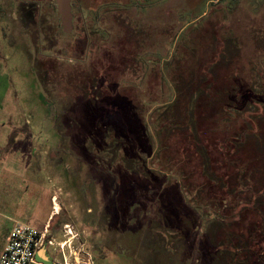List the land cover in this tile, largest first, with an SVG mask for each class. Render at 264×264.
Returning a JSON list of instances; mask_svg holds the SVG:
<instances>
[{"label": "rangeland", "instance_id": "374dc122", "mask_svg": "<svg viewBox=\"0 0 264 264\" xmlns=\"http://www.w3.org/2000/svg\"><path fill=\"white\" fill-rule=\"evenodd\" d=\"M22 3L41 5L44 20L50 7L56 8L54 0H9L4 2V8L0 5V234L16 223L42 229L49 219V235L54 240L49 250L71 256V262L76 248L83 244L92 264H236L233 250L223 247L228 237L225 230L232 231L230 227L222 229L217 221H234L235 212L243 210L244 220L261 217L264 227V111L255 120L257 135L241 136L244 126H249L246 119L239 116L234 120L217 106L205 112L207 101L199 94L202 83L211 77L226 84L225 90L234 101L241 91L254 95L259 78L256 71L250 68L244 77L235 79L223 69L240 56L244 61L261 63L264 73V39L251 40L249 29H231V36L237 39L233 43L221 39L218 34L225 30L217 29L213 43L196 61L200 70L195 71L191 64L177 87L165 70L169 64L157 56L136 62L129 57L123 60L115 52L105 55L102 68L98 48H90L93 76H69V69L81 72L85 67L84 39L79 36L67 47L69 36L62 33L58 16L50 21L56 28L51 40L38 37L37 19L26 14ZM17 5H21V13L13 17ZM120 8L99 13L97 27L110 31L112 20L118 44L129 48L134 34L130 17L124 7ZM200 30L186 29L177 38V57L194 63L193 48ZM51 57L57 62L48 63ZM142 75V85L155 95L159 105L148 117L140 114L138 121H148L145 126L151 129L154 139H149V146L157 149H146L151 156L142 153L135 160L118 139L114 145L108 137L98 141L91 134L93 119L99 114L103 123L116 118L118 107L112 93L116 94L118 85L134 84ZM92 89L103 102L101 111L94 109L92 102L83 103ZM124 98L129 109L127 93ZM222 115L229 119L228 126L218 119ZM170 127L179 131L176 148L187 143L186 131L192 138L195 136L188 160L193 161V167L180 170L188 177L186 185L192 192L206 179L212 182L211 193L219 203L217 218L209 206L183 194L178 179L161 167ZM239 135L245 138V144H239ZM201 141L214 159L211 167ZM231 144L240 147L236 150L241 159L238 162L244 165L250 160L252 166H242L238 172L227 169L225 158L232 151L224 148L232 149ZM173 152L171 157L182 160L178 151ZM223 190L229 199L221 194ZM131 204L133 208H127ZM53 205H58V213L49 217ZM129 216L130 223L126 221ZM246 224L248 227L250 223ZM228 225L232 227L231 222ZM68 228L77 235L72 241ZM123 229L133 236L121 239L118 234ZM252 251L257 256L248 255L251 261L245 264H264V237Z\"/></svg>", "mask_w": 264, "mask_h": 264}, {"label": "trees", "instance_id": "16d2710c", "mask_svg": "<svg viewBox=\"0 0 264 264\" xmlns=\"http://www.w3.org/2000/svg\"><path fill=\"white\" fill-rule=\"evenodd\" d=\"M150 2H153V5L145 6ZM140 4L143 6H140ZM197 4V0H141L138 2L134 0H71V6L73 5L74 8L77 7L78 10L81 9L83 12L92 13L100 9L107 10L110 6L125 7L128 5V9L125 11L130 17V29L133 30L134 34L133 39H130L129 42L130 47L128 48L124 44L122 46H120V43L118 44L116 38V25H114L111 20L109 22L110 31L105 32L104 37L106 41L105 49L103 51L108 56L118 52L120 55H122L123 60L132 58L133 61L136 62H142V59L147 56H157L163 63L166 65L169 64L168 67L165 66V70L171 79L174 80V85L176 84V87L178 86V81L184 78L183 74H185L187 71H190L192 66L195 71L200 70L201 67L199 68V66H196V61L199 60L202 52L211 46L218 32V30L210 27L200 28L201 30L198 33L196 43H194L195 47L193 48L196 54V57L194 58V60H196H193L194 63H191L188 59L186 60L182 57H177L175 54V42L177 41V38H179L186 29L198 28L195 26L196 24L191 23L197 19V16L202 10V8L200 9ZM218 35L221 37V35L226 36L229 34L225 30L224 34ZM117 45L119 46L118 50ZM107 59L111 60L112 57H108ZM260 64L261 63L244 61V59L239 56L233 60L232 64H229L225 67V69H223L225 74L233 75L235 79L237 77H244L249 73L248 71L250 68H252L250 70L256 71L255 74H257L259 78L257 80L258 87L254 90L256 92L254 95H252L253 98L251 93L245 94L244 91H241L236 93V95H238L236 97L238 98L234 101L231 99L232 96H230V94L225 90L226 84L217 82L211 77H209L210 79L208 81L205 80V82L202 83L204 85L201 87L203 90L201 89L199 94V97L202 96L205 102L207 101L206 103L202 101L207 108L205 112L212 111L213 109H216L217 106V108H222L223 112H225L226 115L230 116L234 120L239 116L246 119V121L249 123V126H244V132L241 136L250 135L255 137L257 135L258 130L255 120L257 121L260 119L264 111V73H261L263 70H261ZM186 69L187 71L184 72ZM142 77L143 75L139 77L138 81L136 83L134 82V84L130 83L128 85H118V89H115L116 94L112 93V95H114L113 97L116 99V105L118 107L116 118H112L108 122L104 123L99 122L98 120L95 121V123H93L94 129L91 134V136L93 135V137H95L98 141L108 137L112 143L114 142V145L115 143L117 145L118 139L120 144H122L124 147L123 150H125L126 153L132 155L134 159L136 158L135 160L141 158L140 154L146 153V149H148V152L155 151L157 149L154 146L153 148L149 146V139L153 138L151 135V129L146 127L148 126V121H144V123L138 121V119L141 120V118H138L140 114H144L146 117H148L151 111L155 107L157 108L159 105L155 95L151 94L150 91L142 85ZM205 83L208 84L205 85ZM126 93L127 98H129L128 103L129 101H135V105L133 104L129 109L125 104L126 99L124 98V95ZM209 105L210 109H208ZM246 107H249L248 112L244 113ZM135 108L136 110L134 111ZM131 111L132 113H130ZM230 111L233 112L232 115L229 114ZM133 112L137 117L135 114H133ZM100 116L101 114L96 117ZM218 119L226 122L224 123L226 126L230 124L229 119L224 117V115L220 116ZM169 131L171 132V136L168 141V147L165 150L166 155L161 167H164L166 174H171L178 179L182 188V193L185 195L188 194L190 200L193 198L198 200L202 203V205H204V207L209 206L215 213L216 210L218 211L217 208L219 203L215 202V199L212 196V182L206 179L205 183L198 186L199 191L196 192L198 187L194 186V192H192L189 190V186L186 185L188 177L183 171L180 170L181 167L183 168L184 166H187L190 169L193 167V161L188 160H191L189 155L193 153L192 148L195 143V136L193 135L192 138V134L189 131H186L185 139L186 141L188 140L187 143L184 145L183 142L179 145V148H176L174 147V144H176L175 141L179 139V131H174V129L171 127ZM241 136H238V138L240 137L239 141L242 140L239 143L240 145L246 143V141H244L245 138H242ZM153 137H155V135H153ZM233 140L235 142V139ZM202 144L201 145L205 150L204 152L207 153L209 157V160H207L208 165L211 167L214 165V159L208 153L209 150L207 149L206 145L203 142ZM230 147H232V149L229 147L224 148L227 152L232 151L231 154L225 158V160H227V163L225 164L227 169H235V171L238 172L239 168L242 166L245 168L252 166L251 161L248 159H246L248 162H246L244 165L238 162V160L241 159L238 157V155H236V150H238L240 147L237 148L235 144H231ZM174 149L175 151H178L177 155L179 154V156L182 157V160L171 157V155H174ZM148 152L146 154L148 157H150L151 154ZM207 169L210 174L212 173L214 175L208 166ZM177 170H180L181 172L178 174V172H176ZM231 175L234 176L235 174ZM199 193L200 196H198ZM221 194L227 196L228 199L230 198L229 194L226 193L225 190H223ZM224 203L229 204V201L224 200ZM244 210L251 211L248 208H245ZM217 211L216 213H218ZM242 211L243 210L235 212L237 214H235L236 216L234 221H217V223L221 225L222 229H228L230 227L229 230L232 231L230 232L225 230L228 237L226 236L227 238L224 239L225 243L223 244V247L225 250H228L229 248L233 250L235 253L234 258L236 260V264H245L246 261H251V257L248 255L251 256L252 253H254L252 249L258 245L261 237H264L263 218L254 216L252 220H244V216H241L243 215ZM216 213L214 214L215 218H217ZM230 222L232 223V227L228 225ZM248 222L250 224L247 227L246 223ZM232 228L235 232H233ZM254 255L256 254L254 253Z\"/></svg>", "mask_w": 264, "mask_h": 264}, {"label": "flooded vegetation", "instance_id": "af4514ba", "mask_svg": "<svg viewBox=\"0 0 264 264\" xmlns=\"http://www.w3.org/2000/svg\"><path fill=\"white\" fill-rule=\"evenodd\" d=\"M9 0H1L0 5L2 8L5 5L4 2ZM198 4L197 6L202 8L200 11V14L197 16V19L192 21L191 23L196 24L195 26L198 28H206L210 27L213 29H224L227 31L229 35L222 36L221 39H225L227 41H232L233 43H236L237 39L234 36H231V29H249L251 32L249 37L251 40L254 41V39H264V0H197ZM153 5V2L147 3L145 6ZM22 6L24 7L23 10H27L26 14L30 15L29 17L35 21V27L37 29V36L43 37L47 36L48 39H50L53 32L56 30L55 26L52 24V19L54 17L58 16V13L56 11V8L53 10L50 7L49 10V16L44 20L42 18V9L41 5L39 4H25L22 3ZM140 6H143L140 4ZM0 7V8H1ZM21 5H17L15 7V15L12 14L13 17L18 16L19 13H21V10H19ZM128 5L124 7V10L128 9ZM108 9L112 12H116L120 8L119 6H110ZM80 10V11H79ZM77 7L71 6V13H72V31L69 36V44L67 47H71L74 40H77L79 36H82L86 43L85 47V53L84 58L82 60L83 66H85L81 72H78L76 69H69V76H74V74H78L80 76L87 75V78L89 76H93L92 71L89 68V56H90V48L97 49L98 50V58L99 62L103 68L104 61H105V55L106 53L103 51L105 49V28H100L98 25L97 27V16L99 13L104 11L105 9H100L99 11L95 12H83L81 9ZM126 12V11H125ZM2 14V13H1ZM3 15V14H2ZM16 19V18H15ZM59 19V16H58ZM60 21V20H59ZM114 25L115 22H113ZM189 24V23H188ZM75 35V37H72ZM253 36V37H252ZM40 37V38H41ZM51 40V39H50ZM71 40V41H70ZM119 46L117 45V50ZM117 54H119L117 52ZM116 54V55H117ZM57 58H50L46 61H49L48 63H54L57 62ZM72 61V60H71ZM74 64V61L71 63V65ZM83 73V74H82ZM73 74V75H71ZM99 81V79H97ZM100 82V81H99ZM85 83V82H84ZM86 88V85L84 86ZM94 89L91 90V93L89 92L88 95L84 99V104L88 102H92L93 108H97L98 111L101 110L100 104L103 102L100 100L99 96L95 95ZM114 96V95H113ZM135 105V101H129V106L132 107V105ZM99 121V117H95L93 119V122ZM100 122V121H99ZM127 208H133V205H129ZM126 221L129 223L132 221L130 220V216L127 217ZM126 230V231H125ZM122 233L118 234L119 237L122 238H128L132 237L133 234L131 231H127V229L121 230Z\"/></svg>", "mask_w": 264, "mask_h": 264}, {"label": "built area", "instance_id": "2783aa9c", "mask_svg": "<svg viewBox=\"0 0 264 264\" xmlns=\"http://www.w3.org/2000/svg\"><path fill=\"white\" fill-rule=\"evenodd\" d=\"M67 233L70 235V241L77 237L70 229ZM53 242L48 226L36 229L16 223L6 237L5 245L0 253V264H33L36 252L45 245L52 246ZM76 252L72 264H92L91 257L84 253L83 244L76 248Z\"/></svg>", "mask_w": 264, "mask_h": 264}, {"label": "crops", "instance_id": "0c3cea01", "mask_svg": "<svg viewBox=\"0 0 264 264\" xmlns=\"http://www.w3.org/2000/svg\"><path fill=\"white\" fill-rule=\"evenodd\" d=\"M53 210L54 211L51 210L49 217H51L52 214H54V217L57 216L58 209H56L54 205H53ZM48 220L45 222L44 227L49 225ZM11 228L6 229L5 232H2V234H0V253L3 250V247L5 245V241H6V237H7ZM48 230H49V228H48ZM49 249L50 248H48L47 245L40 248L35 254V261L33 264H72L73 263V260H72V262L70 260L71 256H69V258L66 257V255L61 256V254L57 253L56 251L53 250V252H51Z\"/></svg>", "mask_w": 264, "mask_h": 264}, {"label": "water", "instance_id": "95a60500", "mask_svg": "<svg viewBox=\"0 0 264 264\" xmlns=\"http://www.w3.org/2000/svg\"><path fill=\"white\" fill-rule=\"evenodd\" d=\"M59 16L62 33L68 35L72 31L71 0H54Z\"/></svg>", "mask_w": 264, "mask_h": 264}, {"label": "bare ground", "instance_id": "6f19581e", "mask_svg": "<svg viewBox=\"0 0 264 264\" xmlns=\"http://www.w3.org/2000/svg\"><path fill=\"white\" fill-rule=\"evenodd\" d=\"M55 208L57 209L58 208V205H55Z\"/></svg>", "mask_w": 264, "mask_h": 264}]
</instances>
